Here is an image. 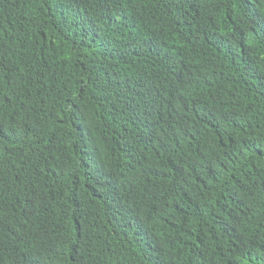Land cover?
<instances>
[{"label":"trees","instance_id":"1","mask_svg":"<svg viewBox=\"0 0 264 264\" xmlns=\"http://www.w3.org/2000/svg\"><path fill=\"white\" fill-rule=\"evenodd\" d=\"M0 264H264V0H0Z\"/></svg>","mask_w":264,"mask_h":264}]
</instances>
